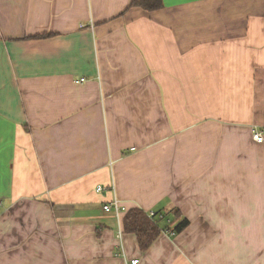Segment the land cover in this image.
<instances>
[{
  "label": "crops",
  "instance_id": "0c3cea01",
  "mask_svg": "<svg viewBox=\"0 0 264 264\" xmlns=\"http://www.w3.org/2000/svg\"><path fill=\"white\" fill-rule=\"evenodd\" d=\"M131 1L0 0V264H264V0Z\"/></svg>",
  "mask_w": 264,
  "mask_h": 264
},
{
  "label": "trees",
  "instance_id": "16d2710c",
  "mask_svg": "<svg viewBox=\"0 0 264 264\" xmlns=\"http://www.w3.org/2000/svg\"><path fill=\"white\" fill-rule=\"evenodd\" d=\"M163 0H132L128 9H140L144 12H155L163 9ZM49 35H37L27 37L26 40L44 39ZM26 129V127H24ZM174 219L180 220L174 228H169L171 221L159 212H155V217H149L147 213L140 209L128 210L122 219V234L133 235L136 238L139 250L145 253L162 233L169 236L178 235L187 226L188 221L185 218L180 219V213L174 211ZM160 221H166L167 227L159 224Z\"/></svg>",
  "mask_w": 264,
  "mask_h": 264
},
{
  "label": "built area",
  "instance_id": "2783aa9c",
  "mask_svg": "<svg viewBox=\"0 0 264 264\" xmlns=\"http://www.w3.org/2000/svg\"><path fill=\"white\" fill-rule=\"evenodd\" d=\"M79 83L80 82H84L83 79H81L80 81H78ZM252 140L256 143H262L263 142V136H262V133L260 131H258L256 128H253L252 129ZM104 191V188L103 187H97L96 189V192H103ZM103 211L105 212H110L113 210V212L116 214V215H119L122 213L123 211V208L121 207L120 203L117 202L116 200L112 201L111 203L109 204H106L103 206ZM148 216L151 218V217H155V212H149L147 213ZM119 239L121 240V235L119 234ZM137 260H134V261H131L129 264H137Z\"/></svg>",
  "mask_w": 264,
  "mask_h": 264
},
{
  "label": "rangeland",
  "instance_id": "374dc122",
  "mask_svg": "<svg viewBox=\"0 0 264 264\" xmlns=\"http://www.w3.org/2000/svg\"><path fill=\"white\" fill-rule=\"evenodd\" d=\"M163 222H164V221H160L159 224H160V225H163Z\"/></svg>",
  "mask_w": 264,
  "mask_h": 264
}]
</instances>
